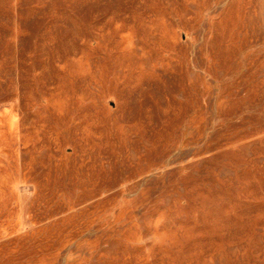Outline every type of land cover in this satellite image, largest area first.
I'll use <instances>...</instances> for the list:
<instances>
[{"label":"rangeland","instance_id":"obj_1","mask_svg":"<svg viewBox=\"0 0 264 264\" xmlns=\"http://www.w3.org/2000/svg\"><path fill=\"white\" fill-rule=\"evenodd\" d=\"M0 264H264V0H0Z\"/></svg>","mask_w":264,"mask_h":264}]
</instances>
